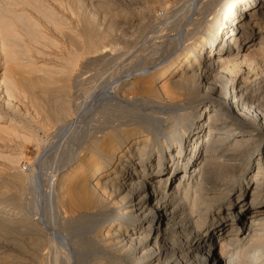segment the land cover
<instances>
[{
    "label": "bare ground",
    "instance_id": "1",
    "mask_svg": "<svg viewBox=\"0 0 264 264\" xmlns=\"http://www.w3.org/2000/svg\"><path fill=\"white\" fill-rule=\"evenodd\" d=\"M39 2L0 0L1 104L13 108L15 93L31 95L38 106L52 98L53 119H46L59 123L58 136L79 131L78 141H72L78 150L61 153L56 177L43 181L48 191L38 189L37 219L30 220L21 207L0 205V230L19 232L4 241L21 249L16 255L0 246V264H264V63H256L264 56V0H223L190 49L141 71L139 80L110 81L78 103L75 112L70 70L29 63L23 66L31 75L25 86L12 70L29 50L18 48L17 29L34 39L48 37L37 32L31 13H19L15 6L39 5L61 36L74 31L63 30L62 16ZM192 11L181 20L176 37L194 30L187 26L194 21ZM95 19L90 15L81 22L86 40L75 32L68 36L73 58L110 51L103 40L111 26L101 28ZM127 91L158 110L140 119L165 130V140L155 136L151 143L144 133L150 127L127 128V119L115 122L113 112L132 105ZM3 114L0 109V120ZM3 158L13 163L19 157ZM35 173L34 168L27 173L34 190L40 185Z\"/></svg>",
    "mask_w": 264,
    "mask_h": 264
},
{
    "label": "rangeland",
    "instance_id": "2",
    "mask_svg": "<svg viewBox=\"0 0 264 264\" xmlns=\"http://www.w3.org/2000/svg\"><path fill=\"white\" fill-rule=\"evenodd\" d=\"M36 1L38 2L40 1L39 4L46 2L45 5H47L49 8H52L51 10L56 12V15L62 16V19L65 20V25H66L65 27L63 25V30L65 31H71L72 29L74 30L73 32L71 31L70 35H72V33L74 34L75 32V35H77V37L78 36L83 37V34H82L83 30L81 29L82 28L81 22H84V20H87V18L90 15H94V18L96 17L95 20L97 23L99 22L98 25H100L101 28L107 27L108 25L111 26V29H112V31H110L111 34L109 33L108 36L103 40L104 42L103 44L108 46V48H111L109 52L105 53L104 55L102 54V57L100 54L95 55V54H88L84 52L83 54H81V57L76 56L77 58L75 59L73 58L75 51L72 50L73 48L71 47L72 45L70 46V44H68V41L70 39L67 40L68 36L70 35H68L67 37L61 36L58 32H56L57 30H55L54 26L50 22H48L46 18H43L44 16H43L42 8L39 7V5H35V4L33 5L32 3V6H31V3L30 4L23 3L24 5L19 4L15 6V8L13 7L15 11H19L20 9L21 11H19V13L23 11L24 13H26L27 11V14L31 13L29 16L32 17V19L37 24L39 23L38 24L39 26L37 27L36 30L38 29L40 30H38L37 32L40 31L39 33L41 34V36H43L44 34H45L44 36L46 37L50 36L49 40H48V37L47 38L44 37V39L43 38L39 39L41 37H38V38H35L36 39L35 40L34 37H32L33 35L30 36L29 33H25L23 31L21 32L20 28L17 29L20 35L19 38H21V39L18 38L19 40L17 39V43L19 46L18 48H21V47L24 48L25 46L26 47L29 46L28 47L29 50L27 51V53L25 52L21 56V59L18 61V63L14 65L15 67L14 66L12 67V70L14 72L16 79L18 80V83L20 85L22 84V86L23 85L25 86L27 80L31 79L30 78L31 75L27 72L28 70L25 67H23L24 65H28L29 63H33L34 65L39 64L40 66L43 65L44 68H50V67L53 68L55 66V69H59L61 67H65L68 71L70 70V73H69L70 105H71L73 112H75V107L78 105V103H81L82 101L89 99L90 95L93 94L94 91L99 90L104 86L110 85L111 82H114L118 80L119 78H125L127 79L128 82L139 80V77L142 74L141 71L142 72H144L143 70L149 71L151 67L153 68L157 67L158 64L162 62L163 60H167V58L178 56L179 54H181V52H186L187 49H190V47L192 46L193 44L192 42L196 41L194 40L196 39L195 35L196 36L200 34L205 35L204 33H205V27L207 23H205L204 21L212 17H213L212 18L213 20L215 18L214 12L218 8L219 9L222 8L221 4L223 2V0H196V2L194 3H193L194 0H81L82 1V2L80 1L81 3L76 0L75 1L74 0H62V1L58 0L59 3H56L57 0H53V1L52 0H36ZM186 3L190 5V7L194 6L195 8H193V11L189 9L183 12L182 18H176L174 15L179 10V6L181 4L184 5ZM197 3L198 5H196ZM63 4L65 5L63 6ZM29 6L34 7L36 9L39 7L38 8L39 13H37L38 12L37 10L32 9ZM77 7H80V8H77ZM196 7L197 8L199 7V9H197ZM164 11L165 13H163ZM190 11H192L191 13H194V14H191L190 16V18L194 21L193 23H190V24L187 23L188 24L187 26L194 30H192V32L188 34L185 38H182V39L178 38L176 37V35H174L177 32V29H178L177 27L180 26V23L183 24L182 21L186 18L187 15L190 14L189 13ZM140 20L141 22H139ZM145 20L147 22H145ZM196 24L199 26H197ZM131 28H134V29L131 30ZM191 29L189 30L187 29V31H191ZM118 30L119 32H116ZM21 33L23 34L21 35ZM28 36L32 37V39H30ZM63 38H65L66 40H64ZM177 38L179 40H182V43ZM183 39L185 40L188 39V40L185 41ZM199 40L200 39H198L197 41L199 42ZM22 44L23 45L25 44V45L23 46ZM30 47L31 48L33 47V48L31 49ZM116 47L118 48V50ZM0 54H1L0 55V79H2L3 75L1 74L3 71L2 69L4 65H3V58H2L3 54L1 53V51H0ZM64 58H65L64 61L66 62H63ZM67 59H69L68 63H67ZM258 60L259 61L256 62L257 64H260V63L263 64L264 56H259ZM139 71L140 73L137 74V72ZM35 74H39V73L36 72ZM23 79L25 80L23 81ZM2 88H4V86H2ZM25 95L21 94L20 96L15 93L14 98H13V104L15 105L14 106L15 108L14 107L13 108L4 107V105L1 104V97H0V109L4 112L3 114L4 119L0 120V191H1L0 195L5 194V195L0 196L1 198L0 205L5 206V207L7 206L8 209L21 207L22 210H24L23 211L24 214L29 216L30 220H34V219H37L36 217L37 209L35 205L36 203H38L37 200L39 199L37 194L41 195L42 193L48 191V187H47L48 184H46L48 182L45 183L43 181H46V180L48 181V179L51 180L56 177V174L59 169V167L57 166H60L59 159L66 152V150L68 153L73 150L74 151L78 150V147L76 148V146H74L72 141L73 140L78 141L79 135L77 132L79 131L73 130L71 131V133L69 132L68 134L63 135V137L56 135L57 129L59 127V123H56L53 120L47 121L46 119V117L47 118L51 117L48 119H53L52 109H54L53 108L54 104L53 105L51 104L52 98H49L47 101H45V103L43 102L40 103L39 105L41 106H38L36 104L34 105L32 98H30L31 95H28V94L27 96ZM125 98L126 100H129L130 102L132 100L133 101L131 102L132 105L125 109L127 113L125 110L124 111L120 110L119 112H113V114L115 115L112 117L115 119V122L117 123V122H120L121 120L127 119L126 120L127 125H128L127 128H132V127L139 128V124H141L142 127H145V126L150 127L144 133L148 134L149 140L152 139L151 143L156 142L155 136H158V138L159 137L164 138L163 135L165 134L164 132L165 130L162 131V128L159 129L158 127H157L158 129L154 128L153 125L148 126L144 123V120H142L144 116H146V114L147 115L150 113L154 115L157 114L158 110L151 105L152 103L151 102L145 103L144 101L141 100L142 95L134 91H129L127 94L125 93ZM48 102H50V105ZM44 105H46L47 108ZM132 106H133V110H131ZM41 107L42 109H39ZM49 108L51 111L48 110ZM38 110L39 112L40 111L41 112L39 113ZM42 111L43 112L45 111L49 115L46 113H43L45 115L44 116L42 114ZM129 111L132 115L129 113ZM138 111L142 114H140ZM116 113H118V115ZM73 117L74 115L71 118ZM140 117H143V118L140 119ZM102 119L103 118H101L100 121H102ZM10 120L11 121L13 120V121L11 122ZM183 124L184 122L181 125L184 126ZM9 127H11L12 131L13 129H15V131L12 133L9 132L8 130ZM5 129L7 130V132L4 131ZM74 136L76 137L74 138ZM25 137L27 138L25 139ZM66 141L68 142L66 143ZM69 143L73 145V147ZM65 145L67 147H65ZM61 153L63 154L61 155ZM5 155L6 156L14 155V156H18L19 158L17 162L12 163L11 161H7L6 158H3V157H6ZM29 168H34L36 171L35 176L36 174L39 176L36 178L39 180L40 185L38 186L39 188H37L36 190H34L35 188L33 189V187L30 188V185H29L30 180H28L29 176H27V173L29 174ZM18 175L22 179H24L22 183L16 180V178H14ZM48 177H50L51 179ZM38 189L39 190L41 189L42 193H40ZM15 193L17 194L16 203L14 202L12 198ZM18 233L19 232L16 231L15 229H10V230L1 229L0 230V246L6 245V249L8 250V252L11 251L10 253L16 254V255L20 254L19 253L21 252L20 248L16 249L15 246H12L11 243L7 242V241H10V239L16 237ZM4 239L7 241H4ZM4 242H6L7 244ZM0 250H2L1 247H0ZM51 257H49L50 261L53 260L52 254H51ZM6 262L8 261H3L2 264H8Z\"/></svg>",
    "mask_w": 264,
    "mask_h": 264
},
{
    "label": "built area",
    "instance_id": "3",
    "mask_svg": "<svg viewBox=\"0 0 264 264\" xmlns=\"http://www.w3.org/2000/svg\"><path fill=\"white\" fill-rule=\"evenodd\" d=\"M190 8H191L190 5H188L187 3L184 5L181 4L179 6V10L176 12V14L174 16L176 18H182V16H183L182 13L189 10ZM163 13H165V11Z\"/></svg>",
    "mask_w": 264,
    "mask_h": 264
}]
</instances>
